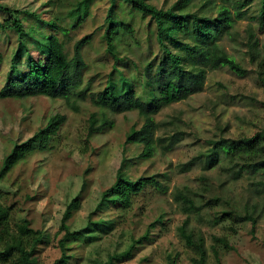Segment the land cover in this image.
Here are the masks:
<instances>
[{
	"label": "rangeland",
	"instance_id": "1",
	"mask_svg": "<svg viewBox=\"0 0 264 264\" xmlns=\"http://www.w3.org/2000/svg\"><path fill=\"white\" fill-rule=\"evenodd\" d=\"M77 1L0 0V6L7 9L0 11V53L3 56L0 88L11 71V58L19 36L31 55L42 61L35 41L42 43L45 34L54 33L42 22L55 18L58 21L57 18L64 16ZM176 1L147 0V3L166 10ZM211 1L216 9L222 4L221 0ZM206 2L195 0L189 11L207 15ZM232 2L245 4L249 12L243 19L232 18L231 35H224L219 44L247 74L238 77L226 67L209 71L201 92L162 108L154 116L159 124L155 137L182 133L180 143L169 152L163 153L157 148L152 158L141 159V145L125 144L126 138L143 123L136 111L113 114L95 107L88 98L75 99L76 111L62 99L43 96L0 100V166L14 144L30 138L52 116L65 117L58 134L50 142V149L30 154L0 180V205L10 209L12 229L26 219L32 229L48 236V240L36 248L38 264H57L61 254L58 240L63 234L59 232L61 216L76 196H79L80 207L67 221L71 231L83 229L89 221L110 219L116 222L110 233H97L91 242L71 243L68 254L73 256L66 264H103L108 256L123 252L132 241L145 234L147 237L136 245L133 254L115 264H190L194 253L178 236V228L188 215L182 212V203L174 199L177 192L192 198L196 205H204L199 211L200 217L189 215L188 228L203 236L207 264H264V194L254 186L257 179L247 176L231 181L224 162L204 170L200 160L190 171L179 172L180 165L203 155L210 147L209 142L251 137L264 123V32H257L255 24L262 0ZM110 4V0H96L82 24L65 34L55 32L68 58L76 41L93 35L82 49L86 64L84 84L90 82L93 92L104 86L114 66L127 78L133 79L137 73L133 67H128L130 63L115 65L105 52L102 34ZM124 9L129 12V7ZM118 14L121 18L122 11ZM210 14L215 15L216 10ZM132 16V21L126 14L123 19L133 24L134 37L120 34L118 52L121 58L127 56L144 65L160 57V52L149 19ZM15 20L23 29L19 36L12 26ZM250 26L258 40L254 59L246 45ZM136 92L139 96V85ZM92 115L98 120L97 124L104 116L111 126L87 137ZM116 176L131 181L155 176L165 191L148 186L132 197V204L125 210L116 208L117 203L109 204L104 210L97 209L103 192L115 182ZM207 202L210 204L205 205ZM229 210L241 215L248 211L255 218L254 228L250 221L234 224L227 220L211 224L222 212ZM215 237L224 238L232 250L224 249Z\"/></svg>",
	"mask_w": 264,
	"mask_h": 264
},
{
	"label": "trees",
	"instance_id": "2",
	"mask_svg": "<svg viewBox=\"0 0 264 264\" xmlns=\"http://www.w3.org/2000/svg\"><path fill=\"white\" fill-rule=\"evenodd\" d=\"M95 1L79 0L66 10L64 16H59L58 21L55 18L42 22L54 32L45 34V42L35 41L38 56L42 58V61L31 55L29 48L19 36L23 31L21 23L17 20L12 22V26L18 31L19 40L12 54L11 71L3 87L0 88V100H22L43 96L50 99H62L69 108L76 111L75 99L84 101L88 98L95 107L113 114L136 111L143 119V123L138 130L133 131L126 138L125 144L141 145L139 158L150 159L157 148L166 153L173 150L182 140L180 132L168 137H155L159 124L155 122L154 116L162 108L184 101L201 92L209 71L226 67L238 77H244L247 74V71L231 59L219 44L224 35H231L232 18L243 19L249 12V7L245 4L221 0L222 4L216 9L214 5H211L212 1L207 0L204 7L208 6V14L205 15L189 11L195 0H177L166 10L156 8L147 3V0H110L111 4L104 19L102 34L105 52L112 58L115 65L119 62L130 63L128 67H133L137 73L135 78H127L114 66L104 86L98 91H90V82L84 84L83 71L86 64L82 58V49L90 43L93 35H85L76 41L72 55L68 58L55 32L65 34L69 29L82 24L89 17L90 7ZM125 6L129 7L127 13ZM231 9L233 13H230ZM6 10L0 6V11ZM213 10H216L215 15L210 14ZM118 11H122L121 18ZM125 14L131 21L133 14L139 15L141 19L148 18L150 25H153L152 33L159 48L160 57L142 64V68H140L141 63L138 64L127 56L122 58L119 56L117 41L120 34L133 37L135 34L131 21L123 19ZM255 21L257 32L263 33L264 0L261 2ZM247 38L248 52L251 59H254L258 40L251 26L247 29ZM2 61L3 56L0 53V64ZM137 85L140 87L139 96L136 92ZM103 117L97 124L98 120L95 116H91L87 137L111 126V122ZM64 122V116L54 115L30 138L14 144L2 159L0 180L30 154L50 149L52 138L58 134ZM209 145V149L203 155L180 165L179 172L190 171L200 160L204 170L224 162L226 164L224 169L231 181L247 176L257 179L254 186L259 188L260 194H264V123L262 129L251 137L235 140L219 139L209 142ZM148 186L165 191L155 176L142 177L136 181L116 176L115 182L103 192L97 209L104 210L109 204L117 203L116 208L125 210L132 204V197ZM174 199L182 203V212L188 215L178 228V236L194 253L195 257L190 260V264H207L203 236L195 234L188 228L189 215H198L204 205H196L192 198L182 192H177ZM213 202H216V199ZM209 204L210 202H207L205 205ZM79 207V196H76L67 204L61 216L59 232L63 234L58 240L61 254L57 264H66L73 256L68 254V251L70 244L74 241L91 242L96 238L97 233L107 234L114 228L116 221L102 219L89 221L83 229L71 231L67 221ZM227 220H231L234 224L250 221L252 228L255 226V218L252 214L245 211L244 215H241L236 210L222 212L219 217L212 220L211 224L218 225ZM230 229L234 228L231 226ZM146 237L147 234L137 241H132L123 252L108 256L103 264H115L126 260L133 254L136 245L141 244ZM47 240L48 236L40 230L32 229L30 222L26 219L12 229L10 209L0 205V264H38L35 256L36 248ZM214 240L224 249L232 250L224 238L215 237ZM213 252L218 259L215 249Z\"/></svg>",
	"mask_w": 264,
	"mask_h": 264
}]
</instances>
